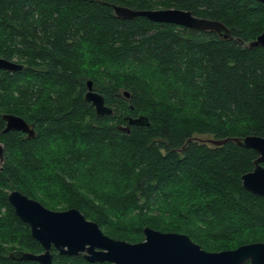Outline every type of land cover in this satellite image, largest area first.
Segmentation results:
<instances>
[{
    "label": "trees",
    "instance_id": "1",
    "mask_svg": "<svg viewBox=\"0 0 264 264\" xmlns=\"http://www.w3.org/2000/svg\"><path fill=\"white\" fill-rule=\"evenodd\" d=\"M114 6L190 11L231 38L120 19ZM263 32L259 0H0V58L24 65L0 70V264L44 252L8 202L14 190L131 244L146 227L207 252L264 242V197L242 181L258 154L232 141L264 137V48L247 47ZM89 81L113 116L85 100ZM8 114L35 136L4 133ZM139 116L149 125L130 126Z\"/></svg>",
    "mask_w": 264,
    "mask_h": 264
},
{
    "label": "water",
    "instance_id": "2",
    "mask_svg": "<svg viewBox=\"0 0 264 264\" xmlns=\"http://www.w3.org/2000/svg\"><path fill=\"white\" fill-rule=\"evenodd\" d=\"M264 4V0H259ZM115 16L132 20L144 17L154 23L170 24L179 27L204 32H215L223 40L231 38L230 30L221 22L195 16L192 12L181 9L133 10L123 6H114ZM249 49L264 48V32L250 42ZM24 65L0 58V70L19 72ZM88 91L85 100L92 104L98 116H113L114 110L105 104L104 97L93 88V82L87 83ZM126 97L130 94L127 92ZM6 128L4 133L22 132L30 138L35 136L31 127L23 118L15 115H4ZM130 126H148L149 121L144 116L128 118ZM122 130H128L129 127ZM238 146L257 152L252 172L242 177L244 188L264 197V137L247 136L232 139ZM215 145L228 142L211 141ZM5 149L0 144V164L4 162ZM8 202L16 215L29 225L32 237L37 240L44 252L39 255L18 253L20 260L35 261L39 264H53L55 249L62 256L83 257L89 263L111 264H264V242L243 245L234 250L222 252H207L200 245L184 234L163 233L152 228L144 229L143 242L131 244L122 240L110 238L93 221L87 220L77 209L53 211L44 207L18 190L8 194Z\"/></svg>",
    "mask_w": 264,
    "mask_h": 264
},
{
    "label": "flooded vegetation",
    "instance_id": "3",
    "mask_svg": "<svg viewBox=\"0 0 264 264\" xmlns=\"http://www.w3.org/2000/svg\"><path fill=\"white\" fill-rule=\"evenodd\" d=\"M31 127H33V126H31ZM24 134H26V133H24ZM26 135H28V134H26ZM5 149V148H4Z\"/></svg>",
    "mask_w": 264,
    "mask_h": 264
},
{
    "label": "rangeland",
    "instance_id": "4",
    "mask_svg": "<svg viewBox=\"0 0 264 264\" xmlns=\"http://www.w3.org/2000/svg\"><path fill=\"white\" fill-rule=\"evenodd\" d=\"M206 137V136H205Z\"/></svg>",
    "mask_w": 264,
    "mask_h": 264
}]
</instances>
